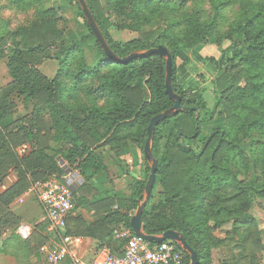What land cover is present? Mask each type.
Masks as SVG:
<instances>
[{
  "label": "trees",
  "instance_id": "1",
  "mask_svg": "<svg viewBox=\"0 0 264 264\" xmlns=\"http://www.w3.org/2000/svg\"><path fill=\"white\" fill-rule=\"evenodd\" d=\"M6 1L20 10L38 5L40 23L10 32L0 21V46L7 39L12 41V47H0V58L6 59L12 80L7 88L25 106L35 105L27 117L12 122L15 102L9 101L8 95L0 99V185L10 170L17 177L0 194V222H10V204L36 181L63 177L75 166L83 184L73 192V201L78 195L86 202L82 193L92 192L96 203L90 206L95 205L96 212L117 207L96 223V230L121 226L131 231L130 219L143 198L150 171L143 153L147 127L152 117L174 104L165 93V60L157 54L138 56L127 64L110 60L97 43L76 0L65 1L77 8L78 26L84 33L70 40L65 36L68 22L61 14L62 7L55 4L46 7L43 0ZM188 2L86 0L117 58L160 46L168 50L172 58L173 92L180 97L182 107L190 109L164 120L154 129L151 152L157 160V171L142 214V229L147 236H161L167 231L180 233L197 254L199 264H212V250L226 242H235L233 248L240 250L239 256L246 264H261L256 252L243 245L251 238L255 226L248 213L256 199H264V185L245 184L240 175L250 169V160L241 143L254 134L258 135L255 141L258 149L252 152L257 153L255 162L264 168V4L246 6L223 35L229 46L216 61L202 57L196 48L215 36L217 22L215 18L202 22L196 13L182 12ZM223 6L224 3L216 6L215 11L220 12ZM163 10L181 13L179 21L146 32L145 27L159 19ZM179 25L183 28L175 32ZM113 27L138 36L125 43L115 42L109 33ZM50 59L56 60L59 67L53 79L40 71L44 61ZM193 59L200 63L209 61L220 71L211 85L212 108L204 97L210 86H202L196 79L198 68ZM67 81L71 89H67ZM91 81H96V85L92 86ZM74 89L83 92L90 104H80L77 108L63 104L66 94L72 95ZM100 101L104 104L98 105ZM45 116L50 120L52 141L66 142L71 147L59 160L58 154L40 146L37 121ZM165 129L168 134L164 137ZM22 144L29 147L25 155L17 152ZM126 145L137 147L144 162L140 178L132 183L133 197L127 200L105 195L97 200L98 193L87 182L107 172V167L96 152L108 148L117 155ZM158 187L163 201L154 204ZM227 225L231 228L224 240L218 234ZM253 246L260 248L258 237L252 241V249ZM181 252L183 264H189V255ZM234 261L235 256L231 255L222 264Z\"/></svg>",
  "mask_w": 264,
  "mask_h": 264
},
{
  "label": "rangeland",
  "instance_id": "2",
  "mask_svg": "<svg viewBox=\"0 0 264 264\" xmlns=\"http://www.w3.org/2000/svg\"><path fill=\"white\" fill-rule=\"evenodd\" d=\"M45 6L50 7L52 4H59L62 6L63 18L68 22V29L65 33V36L69 38L79 37L84 31L80 28L78 20H77V8L73 5H68L65 0H44ZM224 3V6L220 10V12L215 11V7ZM248 4H264V0H190L184 11L189 14L196 13L199 17V20L202 22H207L215 18L217 22V28L215 36L210 39L206 43H201L196 50L198 53L202 55V57L206 59L213 58V60L219 61L224 51L227 50L229 46V42L223 39V35H225L233 23H235L239 16L242 14L243 10L247 9ZM40 11L39 6H33L26 10H20L15 5L11 4L6 0H0V21L5 23L7 29L10 32H14L16 29L21 27H30L34 24L40 23V18L38 12ZM181 13H171L170 11H164L161 13L160 18L155 20L149 27H145V31H150L154 29H162L166 28L168 24L172 21H179ZM183 26H177L175 28V32L181 31ZM70 30V31H69ZM87 33V32H86ZM110 35L115 42L125 43L132 39L137 38L138 34L127 31V30H118L116 27H113L110 30ZM0 47L10 48L12 47V41L10 39L5 40ZM197 66V76L196 79L199 80L202 86H210L208 91L205 94L206 100L208 102L209 107H212L213 96L210 92L211 85L214 83L216 79V75H219L220 71H217V65L210 64L209 61L206 63L195 62ZM58 62L54 59L45 60L40 71L47 78L53 79L58 70ZM202 77V78H201ZM11 77L9 76L7 67H6V59L0 58V99L2 96L8 95L9 101L15 102L14 111L12 112L11 120L12 122H17L18 119L25 118L29 115L35 105L32 103L28 106H25L20 98H17L13 93H11L10 88L7 86L11 83ZM90 83V82H89ZM92 86L96 85V81H91ZM67 89H71L70 81L66 82ZM72 95L66 94L63 104H71L77 108L80 104H90V100L85 96V94L81 91H77L74 89L72 91ZM96 104V102L94 103ZM98 105H103L104 101H100L97 103ZM37 121L38 125V138L40 141V146L45 147L51 154H58L60 157L68 152L71 147L68 143H54L52 141L53 132L50 133V120L47 116ZM21 125L23 123L20 122ZM164 137L168 134V129L163 130ZM258 140V135L254 134L252 138H249L243 141L242 150L248 156L250 160V169L246 174L240 175V180L245 184L255 183L259 185H264V168H261L260 164L255 162L257 157V153L252 151H257V145L255 141ZM165 140H163L164 142ZM101 150V149H100ZM103 150V149H102ZM17 151L20 155H25L29 152V147L26 144L19 145ZM104 151L108 153L110 150L108 148H104ZM61 165L65 167L66 164L60 162ZM62 166V167H63ZM74 166L70 173H79L78 169H75ZM56 177L58 180L63 181L62 177ZM64 177V176H63ZM77 188V186L73 187V189ZM86 192H83V196H85ZM161 188L158 187L155 192V197L153 200L154 204H158L163 201V196L161 194ZM81 194V195H82ZM144 196V195H143ZM75 204V197L73 201V205ZM135 213V212H134ZM133 213V214H134ZM248 218L251 219V222L254 223L253 234L251 238L248 240L246 245L243 247L249 249V251L254 250L257 259H261V264H264V199H256L254 206L248 213ZM230 225H227L223 232H219V237L227 240L228 235L227 231L230 229ZM128 230V229H126ZM258 237L260 248H255L253 246L252 249V241ZM235 242L229 244L226 242L223 247L213 249L212 250V264H222L223 260L226 258L230 259V256H235V263L233 264H246L247 262L239 256L240 250L234 249L233 245ZM242 247V246H241ZM237 256V258H236Z\"/></svg>",
  "mask_w": 264,
  "mask_h": 264
},
{
  "label": "crops",
  "instance_id": "3",
  "mask_svg": "<svg viewBox=\"0 0 264 264\" xmlns=\"http://www.w3.org/2000/svg\"><path fill=\"white\" fill-rule=\"evenodd\" d=\"M61 10L64 11L62 8ZM96 154L107 167V172H101L87 182L88 187L98 193L97 200L105 195L114 199H131L133 180L140 178L144 169L140 150L137 147L126 145L120 148L117 155L112 151L106 153L104 149L98 150ZM67 173L70 172L67 171ZM16 180L15 171L10 170L0 185V194L10 188ZM85 194L86 202L80 196H75L74 208L66 224L65 235L81 239L79 244L71 246V252L85 261H90L102 247L118 253L122 243L114 239L111 231L124 228L104 226L96 230V223L103 216L116 211L117 207L96 212V206H90L96 203V196L91 197L92 192ZM8 210L11 215L10 222L8 224H5L4 220L0 222V264H50L39 254V249L43 245H48L54 238L46 230V218L32 186L12 202ZM89 227L91 229L88 230ZM54 243L57 242L54 241Z\"/></svg>",
  "mask_w": 264,
  "mask_h": 264
},
{
  "label": "built area",
  "instance_id": "4",
  "mask_svg": "<svg viewBox=\"0 0 264 264\" xmlns=\"http://www.w3.org/2000/svg\"><path fill=\"white\" fill-rule=\"evenodd\" d=\"M61 179L51 176L32 185L46 218V230L54 238L39 249V254L50 264H183L181 249L175 243L151 245L126 229L113 231L114 239L122 243L118 253L102 247L90 261L82 260L71 252V246L79 244L81 239L65 235L74 208L73 187L80 186L82 180L77 173H67Z\"/></svg>",
  "mask_w": 264,
  "mask_h": 264
},
{
  "label": "water",
  "instance_id": "5",
  "mask_svg": "<svg viewBox=\"0 0 264 264\" xmlns=\"http://www.w3.org/2000/svg\"><path fill=\"white\" fill-rule=\"evenodd\" d=\"M76 1L80 7V10L91 32L93 33L97 43L99 44L100 48L107 55V57L113 62H116L118 64H127L132 59H135L138 56H146L150 54H157L158 56H160L161 58L165 60V93L169 97V99L174 102V104L170 109L152 117L147 127V139L143 147V153H144L145 160L150 165V171H149V175H148L145 187H144V196L143 198L139 199V206L137 207L135 213L131 216L130 229L135 236H138L148 242H154L155 244H162L165 242L175 243L176 245H178V247L183 252L189 255L190 257L189 264H199V259H198L197 254L190 249V247L187 245V243L185 242L184 238L181 236L180 233L176 231H167L163 233L161 236H147L144 234L143 229H142V214L151 197L152 190L155 184V177H156V171H157V160L153 157V154L151 152V141H152L154 129L158 124H160L164 120L174 117L175 115H177L178 113L182 111L190 110L188 108L182 107L180 97H178L173 92V89H172V58L168 50L164 48L163 46H160L157 49H152L148 52L141 53V54L132 53L131 55L123 59L117 58L110 51L101 31L99 30L89 10L86 0H76ZM198 116H199V112L196 110V117Z\"/></svg>",
  "mask_w": 264,
  "mask_h": 264
}]
</instances>
